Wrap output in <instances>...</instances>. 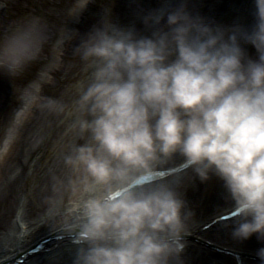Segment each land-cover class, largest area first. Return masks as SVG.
<instances>
[{"label":"clouds","instance_id":"clouds-1","mask_svg":"<svg viewBox=\"0 0 264 264\" xmlns=\"http://www.w3.org/2000/svg\"><path fill=\"white\" fill-rule=\"evenodd\" d=\"M89 2L73 0L69 17ZM255 4L250 31L213 25L181 3L149 13L155 25L167 16L150 36L108 14L76 45L84 63L72 127L83 142L67 160L84 166L96 194L57 222L81 245L74 264H180L192 215L178 190L183 174L141 183L177 153L201 180L224 181L242 217L234 236L264 238V0ZM67 39L66 27L57 43ZM48 42L44 17L10 23L0 31V72L21 75ZM23 121L18 107L2 126L0 155Z\"/></svg>","mask_w":264,"mask_h":264},{"label":"bare ground","instance_id":"bare-ground-1","mask_svg":"<svg viewBox=\"0 0 264 264\" xmlns=\"http://www.w3.org/2000/svg\"><path fill=\"white\" fill-rule=\"evenodd\" d=\"M16 1L0 0V31L3 12ZM41 1L55 4V0ZM59 2L64 7L73 5V0ZM181 3L192 15L203 17L213 25H239L250 31L257 19L255 0H166L153 10L146 0H133L110 18L121 27H134L138 34L150 36L156 28H167V16L155 25L146 22L149 13L161 8L171 10ZM103 17V12L90 15L86 11L78 17H69L60 6L46 18L49 42L22 76L30 80L29 92L20 107L23 125L10 150L0 155V263L27 250L39 239L74 234L59 227L57 222L78 211L96 194L84 166L69 163L67 157L74 154L76 143L83 142L72 127L77 96L74 84L82 75L84 63L76 45ZM66 27L73 39L58 44V37ZM240 43L248 56L258 58L254 44L243 38ZM6 75L0 72V77ZM7 94L0 86V118ZM2 125L0 120V132ZM182 160L177 153L158 168L170 167ZM181 174L183 182L178 190L186 201L185 210H190L192 215L189 231L182 237L184 249L180 264H235L233 256L226 251L238 253L242 264H264L258 255V249L264 247V238H258L255 233L247 239L234 236L233 230L242 217L221 223L215 221L209 229L198 231L203 224L212 222L235 205L224 181L214 173L201 180L192 168ZM67 241L68 238L60 240L62 253L66 251ZM53 243L48 245L52 247ZM79 247L65 252L63 257L56 256L53 261H47L49 256H46L26 264H74ZM172 264H177L175 258Z\"/></svg>","mask_w":264,"mask_h":264},{"label":"rangeland","instance_id":"rangeland-1","mask_svg":"<svg viewBox=\"0 0 264 264\" xmlns=\"http://www.w3.org/2000/svg\"><path fill=\"white\" fill-rule=\"evenodd\" d=\"M185 2H189V0H182ZM92 2V1H90ZM133 2V0H94L90 5H87L84 10L76 15L77 17L86 11L87 13L94 14L95 12H103V15H110V17L114 16V14L123 10L126 3ZM166 0H146V3L150 5V8L162 6ZM59 0H55V4L50 5V3H43L41 0H17L16 4L8 7L6 11L3 12V17L1 18L3 23L2 30H4L10 23L16 21L19 18L30 16V15H40L46 18L48 14L51 12L55 13L61 6L63 10L68 12V10L72 7V3L67 6L59 5ZM69 14V12H68ZM75 17V16H74ZM24 73L13 78L8 74L6 76L0 77V86L1 89L7 91V97L5 99L4 112L2 117L0 118L2 126L7 124L10 116L13 111L23 104L25 100V96L29 92L30 80H27L26 77H22ZM23 109H20V114ZM2 130L0 134H2ZM191 175L188 174L189 178ZM61 257L63 254L61 253Z\"/></svg>","mask_w":264,"mask_h":264}]
</instances>
